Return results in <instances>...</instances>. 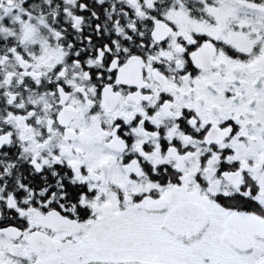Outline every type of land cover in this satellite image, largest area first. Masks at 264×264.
<instances>
[{
	"label": "snow or ice",
	"instance_id": "obj_1",
	"mask_svg": "<svg viewBox=\"0 0 264 264\" xmlns=\"http://www.w3.org/2000/svg\"><path fill=\"white\" fill-rule=\"evenodd\" d=\"M0 264H264V0H0Z\"/></svg>",
	"mask_w": 264,
	"mask_h": 264
}]
</instances>
